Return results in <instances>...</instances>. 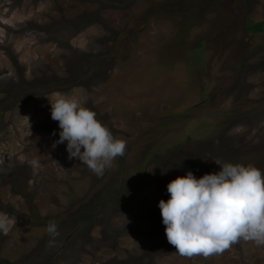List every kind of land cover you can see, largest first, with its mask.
Listing matches in <instances>:
<instances>
[{
  "label": "rangeland",
  "instance_id": "374dc122",
  "mask_svg": "<svg viewBox=\"0 0 264 264\" xmlns=\"http://www.w3.org/2000/svg\"><path fill=\"white\" fill-rule=\"evenodd\" d=\"M59 94L126 142L103 176L53 147ZM214 160L264 175V0H0V264H264L167 241L168 183Z\"/></svg>",
  "mask_w": 264,
  "mask_h": 264
},
{
  "label": "clouds",
  "instance_id": "9594fccd",
  "mask_svg": "<svg viewBox=\"0 0 264 264\" xmlns=\"http://www.w3.org/2000/svg\"><path fill=\"white\" fill-rule=\"evenodd\" d=\"M50 104L60 129L53 147L66 141L69 160L78 159L101 177L125 156L126 142L115 139L96 112L64 94ZM214 161L219 172L197 179L189 171L168 183L170 198L159 201L167 241L181 257L207 259L241 240L264 246V175L253 165ZM6 231V220L0 219V232ZM46 233L54 245L57 224L50 221Z\"/></svg>",
  "mask_w": 264,
  "mask_h": 264
},
{
  "label": "trees",
  "instance_id": "16d2710c",
  "mask_svg": "<svg viewBox=\"0 0 264 264\" xmlns=\"http://www.w3.org/2000/svg\"><path fill=\"white\" fill-rule=\"evenodd\" d=\"M247 29H250L251 31H254V32H259V31H261L263 29L262 22L259 21V22L255 23V24H249L247 26Z\"/></svg>",
  "mask_w": 264,
  "mask_h": 264
}]
</instances>
